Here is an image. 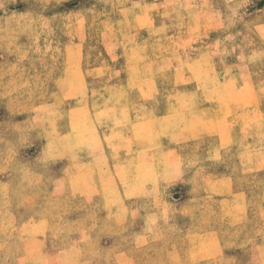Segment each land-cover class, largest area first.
<instances>
[{
    "label": "rangeland",
    "instance_id": "rangeland-1",
    "mask_svg": "<svg viewBox=\"0 0 264 264\" xmlns=\"http://www.w3.org/2000/svg\"><path fill=\"white\" fill-rule=\"evenodd\" d=\"M0 264H264V0H0Z\"/></svg>",
    "mask_w": 264,
    "mask_h": 264
},
{
    "label": "bare ground",
    "instance_id": "bare-ground-1",
    "mask_svg": "<svg viewBox=\"0 0 264 264\" xmlns=\"http://www.w3.org/2000/svg\"><path fill=\"white\" fill-rule=\"evenodd\" d=\"M145 77V76H144Z\"/></svg>",
    "mask_w": 264,
    "mask_h": 264
}]
</instances>
